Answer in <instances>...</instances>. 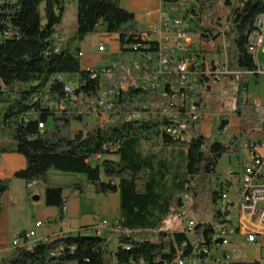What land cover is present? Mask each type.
<instances>
[{"label": "trees", "instance_id": "16d2710c", "mask_svg": "<svg viewBox=\"0 0 264 264\" xmlns=\"http://www.w3.org/2000/svg\"><path fill=\"white\" fill-rule=\"evenodd\" d=\"M69 3H76L77 28L58 46L52 36ZM197 4L196 11H185L186 17L191 19L201 36L210 40L214 34L204 22V16L220 4L229 10L225 39L230 42V73L224 76H240L233 112L244 128L226 143L197 133L189 142L174 141L175 136L162 133V123L166 128L171 124L168 119L124 120V113L131 108L130 102L152 98L150 93L136 89L120 94L113 122L102 125L94 122L72 132V123L81 121L86 115L58 111L45 105L46 99L58 101L63 97L64 82L57 76L67 75L77 85L78 92L97 96L98 80L91 79L88 70L80 66V45L87 35L101 27L106 33L118 35L119 51L123 54L139 30L134 14L124 9L120 0H0V154L19 153L26 161L24 169L11 178L0 179V214L2 197L11 179L18 178L26 184L38 182L44 185L45 205L58 207L62 218L63 188L49 184L51 170L84 175L97 194L115 193L114 180L129 178V174L116 160L102 158L93 162L92 159L96 155L118 154L121 142L129 137H159L165 143L186 145L184 192L193 200L199 197L204 186L216 178L220 158L239 154L242 141L245 138L251 141L253 135V131L246 130V125L255 126L250 107L252 101L248 96L243 98L242 92L247 87L244 76L255 68L247 43L255 18L264 13V0H197ZM215 79L214 75H202L196 90L198 100L206 101L211 90L210 81ZM33 96H38V100L32 102ZM48 120L52 121L51 128H47ZM39 123L45 124L42 131L38 128ZM115 145L118 148L113 150ZM230 185L227 181L214 186L211 222L195 223L196 232L203 233L206 239L217 218L216 201ZM143 187L144 181L137 179L136 191L142 193ZM69 188L82 191L76 182ZM175 198L168 202V211L182 218L180 203ZM112 227L118 241L115 250L109 249L107 238L99 233H75L45 238L34 246L18 245L0 264H139L140 261L163 264L173 255V242L185 238L179 230L169 233L157 228L125 232ZM165 237H169L168 240Z\"/></svg>", "mask_w": 264, "mask_h": 264}, {"label": "built area", "instance_id": "2783aa9c", "mask_svg": "<svg viewBox=\"0 0 264 264\" xmlns=\"http://www.w3.org/2000/svg\"><path fill=\"white\" fill-rule=\"evenodd\" d=\"M197 8V0H161L156 19L146 29L138 30L123 53L130 56L128 60L87 68L90 78L98 80L97 96L87 94V97H78L77 85L58 75L57 79L64 82L63 97L58 101L46 99L45 105L58 111L86 115L93 123L102 125L116 119L120 94L130 89L141 90L150 93L152 98L130 102L131 108L124 113V120L156 117L163 121L175 118L173 128L163 127L162 123V133L175 132L172 140L181 143L191 141L196 126L211 114L209 104L196 96L200 78L202 75H214L216 82L220 75L230 73V42L225 39L229 10L222 20L216 17L212 23L208 21L214 33V43H207L205 36L197 32L185 14L186 10L196 11ZM97 48L104 51V43ZM247 48L252 53L255 66L247 74L264 77V68L255 58L259 50L264 52V13L254 20ZM79 56H82L81 52ZM37 100L38 96L32 97V102ZM252 110L260 136L244 142L242 147L246 157L239 162L237 170L233 167L228 170L229 175L238 176L234 195L230 197L227 188L220 193L215 204L217 218L212 224H223L221 234H227V247H219V236H209L208 241H200L195 221L183 217L178 230L185 238L173 242V255L163 264H264V255L258 254L264 248L259 241V236H264V96L252 101ZM38 128L42 131L45 124L39 123ZM117 148L115 145L113 150ZM100 158L96 155L92 160ZM40 225L41 222L35 223L36 227ZM107 227L113 229L107 221H100L92 231L99 233ZM191 233H198V240H191ZM33 236L34 231L19 233L11 244L13 247L28 246ZM240 236L256 249L253 259L242 260L235 256L237 248L233 241ZM165 238L168 240L169 237Z\"/></svg>", "mask_w": 264, "mask_h": 264}, {"label": "crops", "instance_id": "0c3cea01", "mask_svg": "<svg viewBox=\"0 0 264 264\" xmlns=\"http://www.w3.org/2000/svg\"><path fill=\"white\" fill-rule=\"evenodd\" d=\"M120 1L124 9L134 14L140 30L146 29L156 19L161 4V0ZM73 6L74 3L67 4L59 24L60 30L65 31L74 19L76 23L71 30H76L77 7H74L73 13ZM98 29L100 35L96 47L87 41L88 35L80 45L81 69L101 67L121 61L123 58L124 60L130 58L128 55H121L117 34L106 33L101 27ZM100 43H104V51L98 50ZM223 110L216 114L217 118L210 114L207 119L201 121L196 126L195 133L209 138L214 127L218 128L220 120L225 118L228 124L223 129L230 127L232 132L237 134L239 118L233 110L229 114H225ZM112 156L101 158L118 161L130 176L114 180L117 185L115 193H95L92 185L82 174L53 170L48 173L49 184L63 188L62 218L59 217L58 207L45 205L44 185L38 182L26 184L22 179L12 178L1 200L0 261L12 253L14 247L11 241L15 235L22 232L34 231V236L28 241L30 246H34L45 238L75 233L92 235L94 232L91 229L100 221H107L111 227L116 226L125 232L161 229L167 224L173 215L168 211V202L185 190L187 146L165 143L159 137H129L121 142L119 153ZM25 165V157L22 154H0V179L11 178L14 173L24 169ZM137 179L144 181L142 193L136 191ZM74 182L82 187V191L69 188ZM215 183L216 181H213L209 184L211 214L212 190ZM208 194L207 189L205 197ZM35 195L38 196L36 200L33 199ZM179 211L182 212V217H185L182 208H179ZM36 222H41V225L36 227ZM99 235L107 238L110 250L116 249L118 241L110 227L102 228Z\"/></svg>", "mask_w": 264, "mask_h": 264}, {"label": "rangeland", "instance_id": "374dc122", "mask_svg": "<svg viewBox=\"0 0 264 264\" xmlns=\"http://www.w3.org/2000/svg\"><path fill=\"white\" fill-rule=\"evenodd\" d=\"M74 7H76V3H74L73 6V13L74 12ZM70 10H68L69 13ZM228 11V8L220 4L218 8L210 13H207L204 16V22L206 23L207 26L210 27L209 23H212L213 20H215L216 17H219L218 20H222L224 16L226 15ZM209 21V23H208ZM217 21V19H216ZM76 23V19L72 21V23L68 24V28H66L65 31L60 30L61 28L59 25L56 27V31L52 36V40L56 43V45L61 46L63 42L69 38L74 31L71 30V27H73ZM63 25V23L61 24ZM63 27V26H62ZM214 34V33H213ZM100 35V29H97L95 32H92L91 34L88 35L87 41L90 43L91 46H97V41ZM205 42L207 43H214V38L213 39H205ZM129 56V55H128ZM255 58L257 62L260 64L261 67L264 68V52L262 50H259ZM124 60V58H123ZM218 78H220L219 81H210V86L211 90L208 92V96L206 98V102L209 104L210 107V113L213 115V117H216V114L221 111L222 109L225 114H229L234 108L235 104V96L237 95L239 91V82H240V76L239 74H235L233 78H228L224 75H220ZM64 80L66 82H70L73 85V83L69 76H64ZM244 81L247 82V87L246 91L242 92L243 98H246V96L249 97L251 101L254 99H262L264 96V77L263 76H256V75H245L244 76ZM246 93V95H245ZM252 110V105L250 106ZM234 113V112H233ZM253 113V110H252ZM254 119V117H253ZM255 122V120H254ZM93 121L91 118L88 116H84V118L81 121H74L73 126H72V132H75L78 128L83 127L85 125H90L92 124ZM47 128L52 127V121L48 120L46 123ZM242 121L239 118V130H241L242 126ZM244 128V127H243ZM246 130L247 131H253V135L251 136L250 140H255L258 139L260 134H259V127L257 123L255 122V126H249L246 125ZM238 134V133H237ZM235 135L232 132V129L230 127L223 129V130H218L217 126L214 127L212 137L213 141L216 142H223L226 143L228 142L231 137ZM248 141L247 138H245L244 141L241 143V148L239 151V154L228 156L224 155L220 158V160L217 163L216 167V178L213 180L214 182L216 181V185L219 182H227L229 181L231 183L230 186L225 187V189L228 188L229 193L228 195L232 197L234 195V188L237 186V175H229L226 174V172L230 168H235L236 170L239 168V162L243 161V158L246 157V153L243 150L242 145L244 142ZM115 155V154H111ZM114 157V156H112ZM102 160V158L99 159V161ZM94 162V161H93ZM212 181V182H213ZM209 184L207 183L206 186L201 190L199 197L196 200H193L189 196L185 194V192H181L175 200L180 203L179 207L182 208L185 214V218H191L195 221V223H209L212 220V214H211V192L209 190ZM208 185V186H207ZM215 185V187H216ZM209 191V194L206 195V191ZM224 189V190H225ZM180 199V200H179ZM183 218V217H182ZM182 218H178L176 215H172L170 217V221L163 225L160 229V231L163 232H169L172 233L173 230H177L181 228V221ZM259 241L261 243H264V236H259ZM233 243L235 244L237 250L234 253L235 256H240L242 260H250L253 259V257L256 254V249L253 248L252 245L248 244L246 242V239L242 236L240 237H235ZM258 252V251H257ZM259 256L264 255V248H262L261 252L259 253Z\"/></svg>", "mask_w": 264, "mask_h": 264}, {"label": "bare ground", "instance_id": "6f19581e", "mask_svg": "<svg viewBox=\"0 0 264 264\" xmlns=\"http://www.w3.org/2000/svg\"><path fill=\"white\" fill-rule=\"evenodd\" d=\"M78 97H87V95L82 92H78ZM132 119H139V118H132ZM166 119L171 121V124L167 128H173V125H175V118H166ZM167 133L175 136V132H167ZM195 228H196V224H195ZM221 232H223V224H212L210 227L208 239L204 237L203 233H200V241H208L209 236H219V247H227V234H221ZM191 240H198V233H191Z\"/></svg>", "mask_w": 264, "mask_h": 264}, {"label": "water", "instance_id": "95a60500", "mask_svg": "<svg viewBox=\"0 0 264 264\" xmlns=\"http://www.w3.org/2000/svg\"><path fill=\"white\" fill-rule=\"evenodd\" d=\"M227 124H228V120L225 118H222L220 120L219 125H218V130H222ZM33 199H35V200L38 199V196L37 195L33 196Z\"/></svg>", "mask_w": 264, "mask_h": 264}]
</instances>
